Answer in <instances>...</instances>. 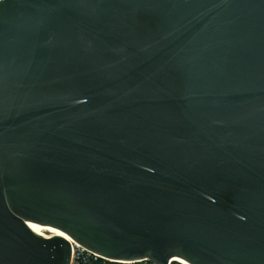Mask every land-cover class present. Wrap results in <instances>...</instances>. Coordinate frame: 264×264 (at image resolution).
<instances>
[{
  "label": "water",
  "instance_id": "obj_1",
  "mask_svg": "<svg viewBox=\"0 0 264 264\" xmlns=\"http://www.w3.org/2000/svg\"><path fill=\"white\" fill-rule=\"evenodd\" d=\"M68 237L264 264V0L0 1V264Z\"/></svg>",
  "mask_w": 264,
  "mask_h": 264
},
{
  "label": "built area",
  "instance_id": "obj_2",
  "mask_svg": "<svg viewBox=\"0 0 264 264\" xmlns=\"http://www.w3.org/2000/svg\"><path fill=\"white\" fill-rule=\"evenodd\" d=\"M69 241L71 245L69 264H160L147 256L137 259L110 258L79 244L71 238H69ZM173 260L177 264H185L174 256L168 258L166 264H173Z\"/></svg>",
  "mask_w": 264,
  "mask_h": 264
},
{
  "label": "bare ground",
  "instance_id": "obj_3",
  "mask_svg": "<svg viewBox=\"0 0 264 264\" xmlns=\"http://www.w3.org/2000/svg\"><path fill=\"white\" fill-rule=\"evenodd\" d=\"M29 226L36 232L44 235V236H48L49 234H52V233H60V231L52 226H48V225H42V224H38L36 222H28ZM47 231L49 234H45V232ZM69 239V237H68ZM175 258L181 260V262H184L185 264H191L190 262L188 261H185L183 258L177 256V255H174Z\"/></svg>",
  "mask_w": 264,
  "mask_h": 264
},
{
  "label": "rangeland",
  "instance_id": "obj_4",
  "mask_svg": "<svg viewBox=\"0 0 264 264\" xmlns=\"http://www.w3.org/2000/svg\"><path fill=\"white\" fill-rule=\"evenodd\" d=\"M44 232H45V231H44ZM45 234L47 235V234H49V233L46 231Z\"/></svg>",
  "mask_w": 264,
  "mask_h": 264
}]
</instances>
